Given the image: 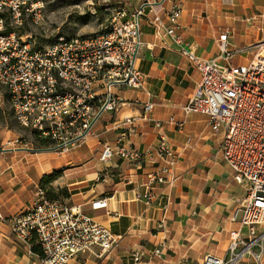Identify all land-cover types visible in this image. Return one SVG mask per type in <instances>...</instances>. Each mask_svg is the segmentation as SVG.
Segmentation results:
<instances>
[{"label": "built area", "instance_id": "2783aa9c", "mask_svg": "<svg viewBox=\"0 0 264 264\" xmlns=\"http://www.w3.org/2000/svg\"><path fill=\"white\" fill-rule=\"evenodd\" d=\"M158 3L144 1L125 20V12L113 17L102 31L86 36H60L52 43L37 47L20 35L6 30V20L20 24L24 15L39 17L36 0H0V85L9 99L17 123L42 139H49L51 149L60 153L77 147L93 134V127L103 113L113 118L123 104L115 88L140 90L145 100L140 103L141 120L148 121L156 103L146 88L137 60L141 41V17L152 13L154 33L167 36L180 53L200 74L196 92L178 106L183 119L173 116L168 122L182 129L184 118L191 113L207 116L212 133H220V152L233 173V179L246 186V196L239 201L234 217L240 214L239 225L229 231V242L223 257L213 253L203 256L202 264H238L250 256L261 264L264 256V39L247 45L252 57L246 64H233L231 59L242 48H232L229 37L233 30L224 28L218 36L219 54L202 58L182 46L180 33L181 6L172 0L171 8L161 13L153 9ZM36 21V20H35ZM136 118L126 117L117 125L121 130L115 146L103 143L101 159L113 154L135 163L147 161L156 165L147 174L139 194L147 204L159 184L176 180V164L180 152L164 138L141 151L128 136ZM160 126V122H155ZM19 143L18 140L8 144ZM139 196V195H138ZM106 199L92 203L106 205ZM165 210V209H164ZM11 232L22 242L35 238L46 264H72L80 255L101 258L117 244L118 237L78 206L41 196L26 211L12 219ZM159 254V250L155 251ZM135 259H138L135 257Z\"/></svg>", "mask_w": 264, "mask_h": 264}, {"label": "crops", "instance_id": "0c3cea01", "mask_svg": "<svg viewBox=\"0 0 264 264\" xmlns=\"http://www.w3.org/2000/svg\"><path fill=\"white\" fill-rule=\"evenodd\" d=\"M144 1L130 0V5L134 10ZM178 1L182 46L202 58L219 54L218 36L227 27L233 30L229 37L232 48L240 31L244 32L239 33V38L245 45L264 39V9L255 13L264 0L257 3L254 0ZM172 5L169 0L154 5L153 9L161 13ZM256 15L262 23L256 28L260 39L252 24L246 28L243 25ZM143 16L140 22L143 46L137 66L156 103L148 114L149 120L138 119L142 114L141 104L132 102L135 98L145 100L144 93L115 88L116 95L124 101L119 111L113 118L103 113L93 127V134L70 151L60 153L49 146L2 148L0 264H46L35 238L22 242L11 232L12 219L22 215L41 196L78 206L83 214L118 237L116 246L104 257L80 255L72 264H202L207 253L225 255L230 230L239 228L241 235L246 234V227L239 225L240 214L234 217L237 200L242 199L246 186L233 179L231 169L222 159L221 134L212 133L207 116L201 113L185 117L182 129L168 122L170 116L183 119L178 106L196 92L200 74L167 36L154 33L150 25L152 13L146 10ZM237 22L239 32L235 35ZM247 31L252 32L253 38ZM126 117L136 118L128 136L135 148L145 151L164 138L180 152L176 180L170 185H155L149 204L139 192L143 193L142 184L156 168L155 164L145 160L139 164L129 162L117 154L101 159L103 143L115 146L121 131L117 123ZM156 121L160 126L155 125ZM54 171H60L56 178L41 181L44 175ZM103 198L105 206L92 205ZM262 232L264 225L257 226V234ZM157 249L159 254L155 253ZM241 264H255V261L246 256Z\"/></svg>", "mask_w": 264, "mask_h": 264}, {"label": "rangeland", "instance_id": "374dc122", "mask_svg": "<svg viewBox=\"0 0 264 264\" xmlns=\"http://www.w3.org/2000/svg\"><path fill=\"white\" fill-rule=\"evenodd\" d=\"M39 5V17L34 19L31 14L24 15L20 24H12L9 19L6 20V30L13 31L17 35H20L25 41H30L37 47H44L58 37H72V36H86L96 34L102 31L108 26L113 17L119 15L122 11L125 12V16L122 20L129 17V14L134 11L130 5V0H36ZM250 1V0H249ZM257 3V0H254ZM251 2V1H250ZM231 5L230 3H227ZM133 5V4H132ZM264 9V3L260 8L255 9V13L258 10ZM144 17V16H143ZM141 17V19L143 18ZM36 20V21H35ZM244 27L246 25H253V31H257L258 38L260 39L259 30L256 28L261 26V22L258 20V16L249 21H244ZM236 23L235 35L237 32ZM151 25V22H150ZM264 25V24H262ZM234 27V28H235ZM239 33H244L240 31ZM233 40L235 48H242L243 51H239L231 59L233 64H246L252 57V51L245 48L247 45L242 38ZM247 34H253L251 32ZM141 45L139 49L142 48ZM100 120V119H99ZM39 137L34 131L20 126L15 120L7 92L5 88L0 85V150L2 148H13L19 146L31 147L34 149H40L44 147H51L49 139H46V143L39 141ZM18 140L19 143L8 144V141ZM245 194L242 196L244 198ZM241 199V198H237ZM239 205V200H237ZM246 257H243L239 262L241 264ZM251 260H253L251 258Z\"/></svg>", "mask_w": 264, "mask_h": 264}, {"label": "trees", "instance_id": "16d2710c", "mask_svg": "<svg viewBox=\"0 0 264 264\" xmlns=\"http://www.w3.org/2000/svg\"><path fill=\"white\" fill-rule=\"evenodd\" d=\"M40 142H42L43 144L47 142L46 139H42L40 138L39 139ZM60 173V171H54L52 174L50 175H44L42 178H41V181H45V182H50L52 181L54 178H56V176H58V174ZM49 199H51L50 197H48ZM36 252H39L38 248H35Z\"/></svg>", "mask_w": 264, "mask_h": 264}]
</instances>
